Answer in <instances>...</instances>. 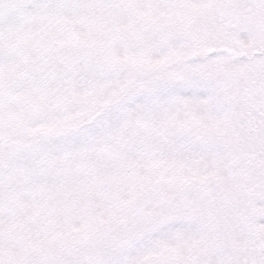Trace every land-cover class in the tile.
<instances>
[{"label": "snow or ice", "instance_id": "snow-or-ice-1", "mask_svg": "<svg viewBox=\"0 0 264 264\" xmlns=\"http://www.w3.org/2000/svg\"><path fill=\"white\" fill-rule=\"evenodd\" d=\"M0 264H264V0H0Z\"/></svg>", "mask_w": 264, "mask_h": 264}]
</instances>
